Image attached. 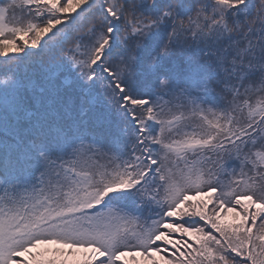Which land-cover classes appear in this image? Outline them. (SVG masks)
<instances>
[{"label":"snow or ice","instance_id":"snow-or-ice-1","mask_svg":"<svg viewBox=\"0 0 264 264\" xmlns=\"http://www.w3.org/2000/svg\"><path fill=\"white\" fill-rule=\"evenodd\" d=\"M0 264H264V0H0Z\"/></svg>","mask_w":264,"mask_h":264}]
</instances>
